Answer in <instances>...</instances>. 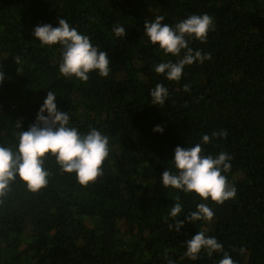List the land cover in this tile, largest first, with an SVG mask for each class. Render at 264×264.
<instances>
[{
  "label": "trees",
  "instance_id": "16d2710c",
  "mask_svg": "<svg viewBox=\"0 0 264 264\" xmlns=\"http://www.w3.org/2000/svg\"><path fill=\"white\" fill-rule=\"evenodd\" d=\"M0 264H264V0H0Z\"/></svg>",
  "mask_w": 264,
  "mask_h": 264
},
{
  "label": "rangeland",
  "instance_id": "374dc122",
  "mask_svg": "<svg viewBox=\"0 0 264 264\" xmlns=\"http://www.w3.org/2000/svg\"><path fill=\"white\" fill-rule=\"evenodd\" d=\"M123 226H124V228H126V225L125 224H123ZM97 227V226H96Z\"/></svg>",
  "mask_w": 264,
  "mask_h": 264
}]
</instances>
